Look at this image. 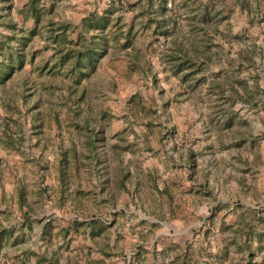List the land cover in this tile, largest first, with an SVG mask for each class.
Listing matches in <instances>:
<instances>
[{"label": "rangeland", "instance_id": "1", "mask_svg": "<svg viewBox=\"0 0 264 264\" xmlns=\"http://www.w3.org/2000/svg\"><path fill=\"white\" fill-rule=\"evenodd\" d=\"M28 1L0 0V35L9 34L4 25L10 21L34 26L23 14ZM112 1L124 6L116 13L123 11L126 24L135 22V49L125 50H135L140 65L114 49L78 85L64 73L40 74L37 67L53 50L39 33L27 47L33 63L0 85V223L16 228L2 243L0 264H51L56 257L61 264H169L180 246L195 264H210L208 254L227 239L223 228L248 221L247 206L264 209V94L258 91L264 90V23L249 26L234 5L220 28L255 41L261 48L255 63L239 58L244 43L232 41L219 52L212 48L214 59L186 81L168 60L170 43L190 32L192 12L182 2L206 0H168L176 25L159 38L143 27L140 0H41L39 6L42 22L76 25ZM234 1L224 0L228 7ZM39 30L45 31L42 23ZM236 75L255 93L252 102L230 95ZM86 134L99 136L97 156L90 155ZM71 148L80 159L69 194L58 167L62 150ZM21 182L28 214L17 201ZM92 219L105 223L102 235L75 223Z\"/></svg>", "mask_w": 264, "mask_h": 264}, {"label": "trees", "instance_id": "2", "mask_svg": "<svg viewBox=\"0 0 264 264\" xmlns=\"http://www.w3.org/2000/svg\"><path fill=\"white\" fill-rule=\"evenodd\" d=\"M7 1L11 3L12 0ZM40 1L29 0L25 5L23 14L27 18L34 19L32 28L26 30L18 26L16 22H3L9 34L0 35V85L10 79L16 71H20L26 63H33L34 52H30L27 47L39 33L42 36L43 33L46 34L47 45L53 50L51 60L47 59L41 66L37 67L39 73L49 76L64 73L73 80L75 85L94 74L110 50L114 52L125 50L130 46L134 47L132 44L137 35L135 22L126 24L123 20V11L116 13L118 9H123L124 6L122 5L116 8L112 1L110 6L101 14L88 13L75 25L71 22H56L52 19L42 22L44 9L39 6ZM139 3L142 4V12L139 13L140 16L138 17L143 23V27H152L151 34L155 38L169 35L176 23L170 14L168 0H140ZM182 4L187 9L186 12H192V16H187L189 17L187 19H190L188 21L190 32H187L185 37L181 39H178V35H176L170 43L171 49L168 60L175 75L182 74V78L187 81L188 77L201 73L203 66L214 59L211 52L212 48H216L219 52L223 44H231L232 41L236 40L244 43L238 52V57L249 66L255 63L256 54L261 53L259 45L255 41L245 38V36L223 31L219 24L230 19L235 10V5L246 16L249 26L261 25L264 23V0H235L232 7H228L224 0H206L195 6L187 2H182ZM6 7L10 8V6ZM49 11L47 10V13ZM41 23L45 31L39 30ZM125 51V55L130 57L132 64L140 65V59L135 54V50L133 52ZM203 79L206 80L204 77ZM232 79L233 82H228L230 95L232 96L234 93L238 97L246 99L247 103L252 102L251 99L255 93L250 91L247 81L242 80L237 75ZM28 86L33 87L32 84ZM237 86L242 87L243 92H240ZM258 91L264 94L263 89H258ZM37 105L40 106L36 101ZM41 113L39 108L35 112L40 117V121L44 119V115ZM96 136L95 134H86L85 142L91 156L93 154L97 156V150L94 148L96 145L93 143V140L99 137ZM60 158L63 163L62 165L59 164L58 167L59 184L68 190L69 194H72L70 190L75 183L80 158L76 148L62 150ZM77 191L83 192L82 188H77ZM16 192L20 208L25 209L24 213H30L31 204L28 201L27 188L22 182L18 183ZM247 209L251 214L248 221L243 217L237 223L229 224L223 228V231L229 232L227 239H224L216 253L208 254L211 257L210 264H264V209H256L251 206H247ZM213 216L214 214L208 216L203 225L207 221L211 222ZM75 221L78 226L87 225L94 233L93 235H102L107 229L102 220ZM150 225L160 226L158 223H150ZM30 228L32 229L31 224ZM15 231L16 228L4 227L0 223V253L4 239L10 238ZM41 231L44 235L51 234V228L47 225H43ZM60 231L64 233L67 230L62 229ZM194 259L187 247L180 246L169 264H195ZM38 261L43 260L38 259ZM51 264H61V262L56 257ZM63 264L70 263L65 260Z\"/></svg>", "mask_w": 264, "mask_h": 264}]
</instances>
